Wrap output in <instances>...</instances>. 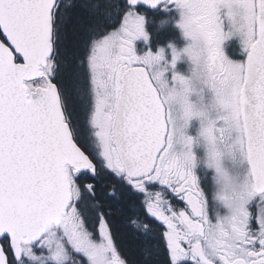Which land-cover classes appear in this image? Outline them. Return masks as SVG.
Returning <instances> with one entry per match:
<instances>
[{
  "label": "snow or ice",
  "instance_id": "1",
  "mask_svg": "<svg viewBox=\"0 0 264 264\" xmlns=\"http://www.w3.org/2000/svg\"><path fill=\"white\" fill-rule=\"evenodd\" d=\"M0 264H264V0H0Z\"/></svg>",
  "mask_w": 264,
  "mask_h": 264
},
{
  "label": "trees",
  "instance_id": "2",
  "mask_svg": "<svg viewBox=\"0 0 264 264\" xmlns=\"http://www.w3.org/2000/svg\"><path fill=\"white\" fill-rule=\"evenodd\" d=\"M120 239H121V240H123V239H124V237H123V236H121V237H120Z\"/></svg>",
  "mask_w": 264,
  "mask_h": 264
}]
</instances>
